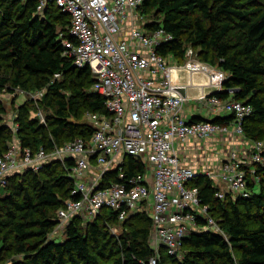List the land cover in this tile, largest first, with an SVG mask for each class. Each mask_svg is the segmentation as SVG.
<instances>
[{
	"label": "trees",
	"instance_id": "16d2710c",
	"mask_svg": "<svg viewBox=\"0 0 264 264\" xmlns=\"http://www.w3.org/2000/svg\"><path fill=\"white\" fill-rule=\"evenodd\" d=\"M140 9L161 16L147 18L149 31L163 27L174 36L158 48L160 54L183 64L193 48L202 62L228 73L223 89L211 95L251 104L244 133L251 140L264 139V0H145ZM69 27V16L55 4L40 11L34 0H0V92L45 90L40 104L26 100L18 106L13 126L3 122L7 109L0 98V157L15 138L23 147L48 153L76 138L89 143L95 127L87 116L110 115L104 97L93 88L96 78L90 67H76L63 54L60 34L69 38ZM41 108L47 112L45 122L37 114ZM73 163L52 160L38 171L29 168L8 175L7 185L0 186V262L149 264L155 254L153 220L145 211L124 221L111 208L92 220L79 215L64 227V241L50 238L59 224L58 210L67 200L79 198L72 195L75 180L67 172ZM254 165L259 191L250 182V197L229 193L221 199L211 179L202 176L194 182L227 238L193 231L183 258L161 249L160 264H264V168ZM145 171L144 162L128 154L119 168L105 174L100 187L121 182V172L129 177ZM114 227L119 232L113 233Z\"/></svg>",
	"mask_w": 264,
	"mask_h": 264
},
{
	"label": "built area",
	"instance_id": "2783aa9c",
	"mask_svg": "<svg viewBox=\"0 0 264 264\" xmlns=\"http://www.w3.org/2000/svg\"><path fill=\"white\" fill-rule=\"evenodd\" d=\"M34 1L38 2L40 11L55 4L69 16V38H64L63 32L60 34L63 54L76 67H90L96 78L93 88L104 97L110 115L87 116L95 127L89 143L76 138L48 153L44 148L34 152L13 141L0 157V186L7 185L9 173L29 168L38 171L52 160L65 163L72 159L73 166L67 172L75 180L72 195L79 198L67 200L58 210L56 228L64 229L79 215L92 220L104 208L119 212V220L124 221L147 204L153 210L151 247L155 251L149 264H160L161 249L170 256L183 258L185 241L193 231H208L227 238L211 215L210 206L203 203L200 188L194 182L202 176L211 179L221 199L229 193L234 198L250 197V182L257 188L260 181L254 164L264 168V139L252 140L243 157L232 152L221 162L217 173L183 165L176 143L192 138L203 141L230 133L246 137L244 122L253 113V106L244 101L204 95L202 99L211 107L223 109L233 120L222 123L209 119L186 120L181 112L187 99L178 92L171 77L176 66L158 51L174 36L163 27L146 31L138 26L131 30L128 40L116 39L125 20L140 10L145 0ZM187 56L191 60L185 68L192 73H209L213 81L210 84L219 91L223 89L225 78H220L217 72L214 74L211 65L199 62L193 48L188 49ZM143 72L148 75L140 74ZM37 92L42 94L44 90ZM14 128L18 130L17 125ZM128 154L139 157L146 171L129 177L121 172V182L100 187L105 174L119 168L122 156ZM93 165L100 167L99 176L95 182L86 183L84 177ZM20 167L23 168L18 170ZM112 231L117 233L116 227Z\"/></svg>",
	"mask_w": 264,
	"mask_h": 264
},
{
	"label": "crops",
	"instance_id": "0c3cea01",
	"mask_svg": "<svg viewBox=\"0 0 264 264\" xmlns=\"http://www.w3.org/2000/svg\"><path fill=\"white\" fill-rule=\"evenodd\" d=\"M146 20L147 19H143L139 16L138 11L133 13L123 23V30L116 35V39L128 40L131 30L138 26L143 27L146 31H149L147 27H145ZM167 59L172 66H176L172 69L171 73L173 83L177 86H183L186 88V97H184L187 101L181 112V115L186 120L191 121L192 119L194 120V118L214 120L218 117L225 118L228 116L223 109L219 107H211L208 102L202 99L204 95L208 96L220 90L216 85H212L208 82V77L210 76L209 73H192L185 67H177L179 65L172 56H167ZM222 72L224 73L226 80L228 78V73L224 70ZM140 74H144L145 76L148 75V73L144 72ZM251 141L252 140L248 137L236 136L230 133L203 141L192 138L185 143L177 142L176 149L183 165L200 171L210 170L217 173L220 169L221 162L232 154V152H237L241 155V157H243L244 153L248 151V145ZM122 157L125 159L124 156ZM122 157L120 158L121 160ZM97 168L98 167L93 165L88 174L90 176L89 180L95 181L98 178L100 168ZM146 208L151 207L145 204L141 211L147 212L151 217L152 215L145 210Z\"/></svg>",
	"mask_w": 264,
	"mask_h": 264
},
{
	"label": "rangeland",
	"instance_id": "374dc122",
	"mask_svg": "<svg viewBox=\"0 0 264 264\" xmlns=\"http://www.w3.org/2000/svg\"><path fill=\"white\" fill-rule=\"evenodd\" d=\"M137 11L139 13V16L142 17L143 19H147L148 18L149 20L150 19L156 20V19L161 18V16L160 15L158 16L154 11H149V12H145V13H143L141 9L137 10ZM196 59L199 62L201 61L198 57H196ZM188 60H191L190 57H187V59L185 60V62L183 64H178L179 67H185L184 65L187 64ZM211 67H212V72L213 73L217 72V73L220 74L219 75L220 78L224 77V73L222 72L223 70L220 67H218V66H215V67L211 66ZM57 77L60 78V79L62 78L61 76H57ZM208 82L209 83H213L211 75L208 77ZM44 93H45V90L41 94V93H38L37 91H31V92L28 91V92H26V91H24L22 89H19V88L14 90L13 93L10 92L8 89H5L3 92H0V98L3 100V102H4L5 106H6V109H7L6 115L3 116V122H6V123H8V124L13 126L15 124L14 120H15V116H16V113H17L18 106L21 105L26 100H34L36 102L35 104H40V101L43 98ZM37 114L40 117V121L41 122H45L46 116H47L46 110L44 108L43 109L41 108V110L40 109L37 110ZM13 141H17L16 138ZM21 168H23V167L18 168V170L21 169ZM98 168H100V167H98ZM89 178H90L89 175L84 177V180H85L86 183L95 182L94 180H89ZM256 191L257 192L259 191V187H257ZM1 194H4V193L0 192V196H1ZM145 210H147L151 215L153 214V210L151 208H146ZM116 230H117V232H119L118 228H116ZM50 238L52 240L58 242V243L64 241L67 238V234L65 232V229L60 230V229L56 228L55 234L53 236H51ZM17 257L19 258L20 256H17ZM0 264H8V263L6 261H3V262H0Z\"/></svg>",
	"mask_w": 264,
	"mask_h": 264
},
{
	"label": "water",
	"instance_id": "95a60500",
	"mask_svg": "<svg viewBox=\"0 0 264 264\" xmlns=\"http://www.w3.org/2000/svg\"><path fill=\"white\" fill-rule=\"evenodd\" d=\"M177 90H178V92L180 93V94H182L183 96H185L186 97V88H184L183 86L181 87V86H178L177 87ZM238 89H232L231 91L232 92H235V91H237ZM219 92V91H218Z\"/></svg>",
	"mask_w": 264,
	"mask_h": 264
},
{
	"label": "bare ground",
	"instance_id": "6f19581e",
	"mask_svg": "<svg viewBox=\"0 0 264 264\" xmlns=\"http://www.w3.org/2000/svg\"><path fill=\"white\" fill-rule=\"evenodd\" d=\"M137 19V18H136ZM138 25V24H137ZM189 81V80H188ZM188 86V85H187ZM185 88V87H184Z\"/></svg>",
	"mask_w": 264,
	"mask_h": 264
}]
</instances>
